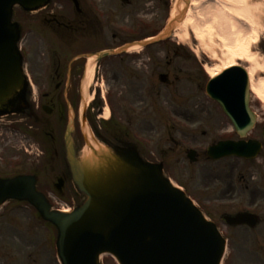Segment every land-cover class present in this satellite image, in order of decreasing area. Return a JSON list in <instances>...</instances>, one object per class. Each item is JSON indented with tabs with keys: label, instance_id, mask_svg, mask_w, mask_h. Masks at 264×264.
Masks as SVG:
<instances>
[{
	"label": "water",
	"instance_id": "95a60500",
	"mask_svg": "<svg viewBox=\"0 0 264 264\" xmlns=\"http://www.w3.org/2000/svg\"><path fill=\"white\" fill-rule=\"evenodd\" d=\"M49 0H0V117L32 115L28 83L18 49L20 27L13 20L16 6L34 11ZM184 9L169 20L156 38L136 42L142 46L165 39ZM98 54H117L127 48ZM206 93L217 101L239 136L254 125L250 111L248 79L241 67L225 70L209 80ZM82 128L85 118L81 117ZM73 113L68 107L64 151L70 177L83 200L71 212L51 210L45 196L36 190L33 175L0 177V206L8 200L26 201L57 232L56 256L60 264H100L108 254L118 264H220L225 239L216 225L184 191L164 175L160 163L142 159L132 143H102L84 134L78 149L72 133ZM84 132V131H83ZM264 136V130H263ZM256 141L222 142L207 149L211 158L236 155L254 157ZM193 160V151H190ZM229 223L254 225V217L237 215Z\"/></svg>",
	"mask_w": 264,
	"mask_h": 264
},
{
	"label": "rangeland",
	"instance_id": "374dc122",
	"mask_svg": "<svg viewBox=\"0 0 264 264\" xmlns=\"http://www.w3.org/2000/svg\"><path fill=\"white\" fill-rule=\"evenodd\" d=\"M165 1V21L161 22V28L168 22L176 0ZM248 2L252 3L249 7L250 16L248 21L241 23L243 29L248 32V36L245 37L250 42L251 52L255 55L254 61H247L245 56L233 55L227 49L224 41L219 37L220 29L215 21L208 24L212 28L210 32H205L203 40L188 25L187 33L182 32L178 27L176 32L180 34L174 31L178 37L171 35L166 41L148 47L151 52H155L156 62L151 60L149 63V95L144 100V104L139 105L143 108L142 116L134 115L136 121L130 135L133 140L146 146L157 158L162 150L168 153V176L175 184L185 189L205 211L210 206H214L213 204L223 207L228 199L233 200L232 204L249 201L251 196L250 188L247 186L249 185L257 189L258 193L252 201L261 205L260 211L264 220V146L263 158H258L252 164H246L231 157L220 161L200 158L195 162H189L184 152L187 148L202 152L212 140L221 138L219 136L221 133L217 132L218 129H231L226 118L208 99L202 87L191 79L190 76L194 75V72L197 78L202 76L209 78L206 71L208 68L223 67L224 64L234 61L249 71L254 68V83L264 79V0H248ZM152 4L151 0H148L147 4L143 5L147 8L145 12L151 13ZM189 5L191 11L195 13L196 8L193 3ZM244 22L249 24V27ZM251 27L254 29L251 30ZM254 35L257 36L255 41L251 38ZM209 44L217 50V56L212 55ZM178 48L185 49L188 53L183 51L175 57L173 54ZM173 50H175L174 53ZM237 50L239 53L242 52L241 49ZM164 51H169L166 58ZM190 54L193 56L191 57ZM157 74H167L168 81L162 82ZM107 84L108 86L103 85L101 92L110 108L111 101L113 103L112 83L107 82ZM126 104L123 103V106ZM250 105L258 116L256 127L250 137L262 141L264 100L251 94ZM161 112L164 113L162 121H159V126H156L153 118L149 116ZM105 116L109 117V111ZM144 117H146L145 124L142 126L141 121ZM16 118L18 117L9 116L0 121V164L3 165L0 166L1 174L26 170L28 164H37L35 163L37 158H29L17 150L18 139L9 131L20 130L31 139L29 143L37 144L39 139L32 133L29 136L24 132L26 127L16 123ZM124 119H121L122 124H125ZM17 125L20 127L17 128ZM201 130H205V133L201 134ZM262 142L264 144V141ZM53 175V172H49L45 177L52 179ZM242 177L247 180L240 181ZM249 177H254L252 181L257 184L254 185L250 179L248 180ZM228 183H231L232 191ZM226 188L230 190L223 194ZM219 225L224 231V224ZM236 235L244 237L248 242L239 245L235 239L233 242L229 241L222 264H264V244L261 247L255 245L260 243V241L256 242V239L264 237V221L252 231L240 228L237 234H234ZM53 238L52 228L44 224L27 204L10 202L0 209V264H54L53 250L47 243ZM102 260L103 264H115L109 256H103Z\"/></svg>",
	"mask_w": 264,
	"mask_h": 264
},
{
	"label": "flooded vegetation",
	"instance_id": "af4514ba",
	"mask_svg": "<svg viewBox=\"0 0 264 264\" xmlns=\"http://www.w3.org/2000/svg\"><path fill=\"white\" fill-rule=\"evenodd\" d=\"M147 1L50 0L44 7L34 12L16 9L15 18L21 27V51L26 73L31 83L29 96L34 115L28 120L34 134H38L44 139L48 137V141L45 142L47 145H42L41 163L28 164L27 168L36 171L42 165L45 168L44 161L50 164L48 168L51 172H55V178L49 181L44 178L40 179V175L38 176L39 187L45 193L48 194V190H50L56 195L69 198L73 190L68 174L62 169L61 164L63 163L59 160L57 148H55L59 141H56L52 132L46 130L47 125L55 126L57 121L65 118L67 114L65 97L68 98L74 108L75 115H77L76 110L81 98V87L85 86L88 95L85 116L89 127L95 131L96 127L101 131L103 127L109 126L110 129L116 130L126 127V132L129 134L132 132L136 121L134 115L142 116L143 108L139 105L144 104V100L149 95V63L151 60L156 62L155 52L145 48L136 52L104 58H97L96 53L103 49L115 48L125 42L143 39L160 30L161 22L165 21L164 7L166 1L151 0L153 3L151 9L153 10L150 14L145 12L147 8L143 7ZM183 51L187 52L185 49L178 48L176 53L173 50V55L178 57ZM167 52L169 51H164L165 58L168 55ZM190 56L192 57L191 54ZM164 61L170 63L166 59ZM152 66L156 67V65ZM157 75L162 82L168 81L167 74ZM196 75L194 72V75L190 76L191 79H194L198 86L200 84L204 86V76L197 78ZM107 82L112 83L113 100L110 105L111 118L109 122L104 121L106 119L103 117L107 105L106 100L103 94L99 97L103 85L108 86ZM123 103L127 104L123 106ZM162 115V113L152 114L156 126H159V121H162ZM224 117L226 120L228 119L225 115ZM123 118H125V124L120 123ZM145 118L141 121L142 126L145 124ZM200 132L201 134L205 133V130ZM217 132L221 133L219 135L221 139L237 138V134L232 128L229 130L218 129ZM252 132L249 133L248 137L251 136ZM98 135L100 134L98 133ZM218 140H212L211 143ZM143 149L144 154L149 157L148 159L159 160L165 168L169 167L167 163L168 153L165 150L160 151L158 153L159 158H157L147 147ZM187 150L184 149V152L186 153ZM52 152L54 153L52 154ZM50 154L56 160L54 164L48 160L52 157ZM194 157L197 160L200 158L208 159L205 151H196ZM258 158H263V150L259 151L255 159H237L246 164H252ZM0 166L3 165L0 164ZM249 179L254 185L257 184L252 181L254 177H249ZM242 180L246 181L247 178H240V181ZM228 184L231 185V183ZM247 186L250 188L251 194L249 201L232 204L233 200L228 199L223 207L213 204L214 206H210L206 211L217 225L224 224L223 233L227 243L233 242L234 239L239 245L247 243L248 241L244 237L234 236V234H237L240 228L252 231L264 221L260 211L262 210L261 205L252 201L255 194L258 193L257 189ZM231 188L232 191L233 187ZM259 189L261 190L260 186ZM229 190L226 188L223 194ZM245 211L257 216L258 221L255 227L228 225L224 220L225 215L233 216ZM257 241L260 243H256V246H263L264 237L256 239Z\"/></svg>",
	"mask_w": 264,
	"mask_h": 264
},
{
	"label": "bare ground",
	"instance_id": "6f19581e",
	"mask_svg": "<svg viewBox=\"0 0 264 264\" xmlns=\"http://www.w3.org/2000/svg\"><path fill=\"white\" fill-rule=\"evenodd\" d=\"M188 3H193L196 12L193 13L188 4L183 18L175 25V32L176 29L180 27L182 32L187 33V26L190 25L194 33L203 40L205 32H210L212 28L208 24L215 21L220 29L219 37L224 41V45L233 55L245 56L247 61L255 60V55L250 50V42L247 41L245 37L248 36V32L243 29L241 23L243 21H248V17L250 16L249 7L252 3L248 2V0H188ZM183 6V0H176L171 9V18L179 13ZM246 25L249 27V24ZM253 29L254 27H251V30ZM174 31L173 36H176L179 32L175 34ZM251 38L255 41L257 36L254 35ZM140 48V44H132L128 47V50H138ZM209 48L212 55L217 56V50L213 48L211 44H209ZM237 49H241L242 52L239 53ZM234 65H236V63L231 61L228 64H224L223 67L214 69L208 68L206 71L209 77H214L222 70ZM245 70L247 72L251 93L259 99L264 100V79H259L257 83H254V68L250 71L246 68ZM83 128L86 129V126L83 125ZM87 129L89 128L87 127Z\"/></svg>",
	"mask_w": 264,
	"mask_h": 264
}]
</instances>
